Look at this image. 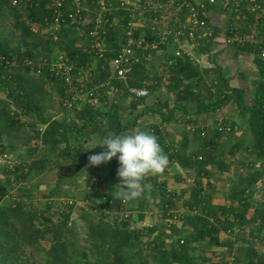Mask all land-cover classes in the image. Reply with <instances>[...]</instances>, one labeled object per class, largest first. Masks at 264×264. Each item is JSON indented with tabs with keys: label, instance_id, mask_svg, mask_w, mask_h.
Returning <instances> with one entry per match:
<instances>
[{
	"label": "trees",
	"instance_id": "trees-1",
	"mask_svg": "<svg viewBox=\"0 0 264 264\" xmlns=\"http://www.w3.org/2000/svg\"><path fill=\"white\" fill-rule=\"evenodd\" d=\"M110 1L114 6L118 4L117 0ZM49 3L50 0H36L30 6L22 0L20 4L13 5L11 0H0V21L7 20L15 31V34L8 32L5 36L4 28H0V151L1 154L3 151L15 153L25 145V157H28L22 164L14 165V179L22 182L27 173L35 169L56 170L57 182L48 194H60L62 181L72 175L70 170H78L84 165L86 153L82 151L83 144L90 136H97L98 144L108 131L123 134L136 126L142 116L153 114L167 123L176 119V111L186 116L185 125H196L197 129L188 132L192 139L185 133L178 142L170 140L167 143L157 123H149L142 129L154 132L159 138L169 163L177 162L184 169H197L200 175L194 179L185 197L184 193L176 195L167 190L165 183L156 181L150 174L143 181L149 185L144 195L139 199L124 200L115 195L119 189L120 179L116 173L120 165L116 157L112 158L107 177L115 185L107 193L108 197L99 206L96 204L100 209L95 213L80 209V218L87 222L83 238L75 225L68 223L71 207L67 206L59 222L45 217L41 228L37 225L36 213L23 208V200L9 202L14 203V207L7 201L1 202L0 264H27L28 260L21 255L24 248H28L30 257L38 255L29 264H264V254L254 248V245L264 244V197L253 207L255 202L252 200L256 197L248 191L260 178H264V57H260L257 49L250 45L234 50L236 53L251 54L254 77L250 81L252 89L248 91L230 83L227 70L221 63L200 72L190 61L177 58L173 64L166 65V71L150 77L145 56L155 50H137V59L128 72L129 85L145 86L148 80L145 87L150 94L161 89L165 80V89L173 100L172 106L169 98H158L149 103L145 100L148 94L131 102L132 109L142 107L130 121L121 116L123 106L115 102L114 97H109V86H106L105 98L109 103L105 109H93L85 104L74 116L54 118L48 110L56 99L48 87L45 88L49 79L43 74L48 72L50 63L59 60V49L67 55L75 72L80 68H90L88 88L109 80V84L123 88L120 96L128 94L123 81L110 77L107 63L124 40V26L129 17L123 15L122 10L117 12L116 25L106 29V50L101 58L89 49L87 43L90 24L86 27L80 24L71 26L67 21L51 33L56 12ZM68 6V0H65L61 8L65 15ZM95 7L93 5L91 9ZM140 28H136L137 33ZM43 29H47L44 34ZM79 40L82 42L78 43ZM210 45L207 42L202 49H213ZM170 55L171 52L165 55V63ZM43 59L47 61L46 69L38 67ZM238 75L243 76V73L239 71ZM58 80L63 87V79L59 77ZM202 87L205 92L200 91ZM58 90L63 99H69L59 86ZM229 104L234 107L240 120L238 125L248 133V138L236 137L234 122L226 123L230 130H226L222 123L219 124L223 128L221 130L219 126L214 128L212 125L211 133L207 135L208 128L200 129L197 119L191 117L215 112ZM24 118L25 121H22ZM42 125L43 130H39ZM199 133L204 138L198 136ZM193 135L198 139L195 147L190 146ZM231 139L233 142L228 146ZM31 141H35L34 145L27 144ZM230 157L241 164L242 157L247 158L245 167L249 170L239 175L231 187L230 203L214 205L211 198L215 184L211 185L205 177L207 167L228 171L231 168L230 161H227ZM256 164L259 167L253 169ZM236 166L239 168L238 163ZM7 169L4 165L3 171L8 175ZM6 183L0 182V201L9 192L8 179ZM19 190L23 197L31 198L30 190ZM156 197L155 206L161 221L151 227H135L137 221L144 220L148 198ZM125 201L132 204L130 210L136 207L140 212L137 217L133 221L110 217L108 221L109 213L106 214V211H119ZM232 202L236 204L232 206ZM180 209L185 210L183 215ZM234 226L251 228L246 246L238 247L236 251H232L229 241H223L220 236L222 232L233 234ZM45 244L48 246L45 247ZM217 247L224 248L232 258H224L214 249ZM213 256L218 258L217 263H211Z\"/></svg>",
	"mask_w": 264,
	"mask_h": 264
},
{
	"label": "built area",
	"instance_id": "built-area-1",
	"mask_svg": "<svg viewBox=\"0 0 264 264\" xmlns=\"http://www.w3.org/2000/svg\"><path fill=\"white\" fill-rule=\"evenodd\" d=\"M21 1L11 0L13 5H18ZM64 1L50 0L49 5L56 12L51 33L59 30L67 21L71 26L80 24L86 27L90 24L86 34L87 43L89 49L101 58L106 50V29L116 25L117 12L122 10L123 15L129 17L124 26V40L107 64L110 77L123 81L127 91L136 99L149 94L145 86L127 84L128 72L137 59V50L171 52L166 61L167 65L173 64L177 58L197 62L205 56L209 69L220 63L218 58L222 59V52L241 49L246 45L256 48L259 56L264 57V0H117L116 6L110 0H68L70 6L67 8V15L61 11ZM25 2L31 6L36 0ZM93 5L96 7L92 10ZM140 17L148 20L140 22ZM138 27H141V30L137 33ZM33 30H36L34 26ZM207 42H210L213 49H202ZM68 60L67 55L63 53L59 55L58 61L50 63L47 68L53 75L63 79L65 92H68V87L72 86L73 81L82 80L84 83L85 77L82 74L88 69L80 68L75 72L74 66ZM45 62L47 61L43 59L38 67L46 69ZM106 86H109L111 92H117V88L106 80L94 84L89 89L90 94ZM225 126L226 130L231 129L228 124ZM43 128L42 125L38 129ZM218 129L223 128L219 126ZM256 166L259 167L258 164ZM89 204L94 213L100 209L92 202ZM106 213H109L110 217L119 216L120 219H127L130 215L125 209Z\"/></svg>",
	"mask_w": 264,
	"mask_h": 264
},
{
	"label": "rangeland",
	"instance_id": "rangeland-1",
	"mask_svg": "<svg viewBox=\"0 0 264 264\" xmlns=\"http://www.w3.org/2000/svg\"><path fill=\"white\" fill-rule=\"evenodd\" d=\"M147 20L148 19H146L145 17H140V22H145ZM0 28H4L5 36L8 34V32L12 34L14 32L15 34V31L13 30L11 25L8 23V21L5 19L0 21ZM44 33H46L45 29L42 30V34ZM47 38L50 39L49 37ZM81 42L82 40H79L78 43H81ZM57 53L61 55L64 53V51L59 49ZM166 54L167 53L165 52L157 51V52H152V53L150 52L147 56H145V59L147 61L146 69L150 77H152V75L157 72L161 73L162 71H166L167 62L165 63L164 61L166 59L165 58ZM248 57H250L251 59V54ZM205 60H206L205 56H203L197 62L192 61L190 63L193 64L195 67H197V69L200 72H204V71H208L209 69V64H207ZM218 60L220 61V63H222L223 68H228L229 64H225L222 61V59L218 58ZM229 73L230 71L228 72V74ZM90 75H91V71H90V68H88L82 74V76L85 77V82L83 83L82 80H80L79 82L73 81L72 86L68 87V90H67L68 92H65V87L64 86L62 87V83L58 80L59 78L58 76L53 75L50 71L44 72L43 76L48 78L50 81V82L48 81L45 88L47 89L48 87L51 95L53 96L54 99H56L54 100L53 106H51L50 110H48L52 113V116L54 118H60L63 116L68 118V117L74 116L77 114V111L82 109V107L85 104L90 105L93 109L94 108H98L100 110L105 109V106L109 103V101L106 100L105 98L106 88H99L97 90H94L93 94L91 95L90 94L91 90L89 91L90 88H88V83H90V80H89ZM204 79L206 80L207 78H204ZM250 81L251 80H249V82ZM148 83L149 81L146 80L144 83L145 86ZM230 83L232 85L237 84L236 78H232L230 80ZM127 84L129 85V80H127ZM111 85L115 86L114 84H111ZM58 86L60 87V90L61 89L63 90L62 93H64L65 97H69L68 100L63 99V95L60 94L58 90ZM115 87L117 88L118 92L113 93L110 90H108L109 96L114 97L113 100L115 102H119L120 105L123 106L120 112L121 116L124 119H129L131 121L133 116L135 117L138 113H140L142 105L140 108L138 107L137 109H132L131 102L134 101L136 98H134L133 95L129 92L126 96H123V95L120 96V92L123 91V88L121 89L120 87H117V86ZM161 87H162L161 89H157L153 93H150L147 96V98H145V100L149 103H153L158 98H161V99L169 98V104L170 106H172L173 100H172L171 94L168 93L165 89V80L163 81V84ZM199 88H197V90ZM249 88L252 89L251 84H248V87L246 89L249 91ZM202 90L203 92H205L204 87H202L200 91ZM69 102H71L72 104L69 105L68 104ZM170 106L168 108H170ZM225 112H228L229 113L228 115H231L232 117L237 116V113H235L236 111L234 107L232 106V104H229L228 107H225ZM175 116H176V119L170 122L164 123L160 120L158 116L153 115V114H147L145 116L138 118L136 126L131 127L130 129H127L125 132H123V134L130 132L133 129H137V128L142 129L144 126L148 125L149 123H157L162 130L168 132L170 135L173 134L176 140L175 142H178L184 136L185 133H188L191 131L193 132L194 129H197L196 125H192V124L185 125L184 124L185 123L184 120L186 119V116H184V114H182L180 111H176ZM191 117L195 118V115ZM216 120L217 122L215 124H211V125L205 124L204 125V127L208 128V132L206 131L207 135L211 133L210 131L211 128L213 127L216 128L217 126H219L220 123L226 125V123L230 122V121L223 122L219 115H216ZM22 121H25V118ZM75 121L77 120L75 119ZM212 125L213 127H211ZM201 134L202 133H199L198 136ZM203 134H205V132H203ZM203 134L201 136L204 138ZM187 136L188 138L192 139V136L190 133H188ZM164 137L166 140L167 136L164 135ZM97 142H98L97 136H90L84 142L83 149H82V151L86 153V160H85L84 165L78 170H70L72 172V175H70L67 178H64V180L62 181L61 193L57 195H50V196L48 193L55 186L57 182L56 170H51V171H48V170L39 171L36 169L31 170L30 172L27 173L28 175L25 180H23L22 182L17 181L13 177L12 170L14 168V165L22 164L24 160H28V157H25L26 156L25 151L27 149L26 148L27 146L24 145L19 150H17L15 153L3 151V153L1 154V151H0V182L5 184L6 180L8 179V182L10 185L8 194L3 198V201H0V204L1 202H4V201H7V203H9L11 201L23 200L24 202L23 208L27 210H31L32 212L36 213L37 225H40L41 228H42L41 223H43L45 217H49L54 222H59L61 219L62 213H65L67 211V206L71 207L72 212L70 214V220L68 223L69 225L71 224L75 225L76 230L79 232L80 236L83 238L85 231L87 229V222L80 218V214H81L80 209L83 208V209H86L87 211H90V204H89L90 202L94 204H98L99 206V204L102 201H105V198L108 197L107 193H109L110 188H112L113 185H115L114 182L111 181L110 178L107 177L109 167L111 164V160L107 162L106 164H101L99 166H89L88 164V157L90 155L97 154V153H100L106 150L101 147H96L95 145L97 144ZM197 142H198V139L195 138L193 135V141L190 143V146L195 147V143ZM232 142H233V139L229 141L228 146ZM34 143L35 141H31L27 144L34 145ZM175 145H178V144L175 143ZM4 154L6 155L4 156ZM199 157L200 156H198V158ZM242 160H243L242 164L238 162V160L236 159L232 161L231 157L227 161H230L231 166L236 165V163H238L239 169H241L240 173L245 174L249 170L248 168L245 167L247 158L242 157ZM4 165L6 168L9 169L8 175L6 174L7 172L3 171ZM257 168H258L257 166L256 168L253 167V169H257ZM211 169H212V172H210L209 174L210 178H212L213 173L216 174L220 172L215 167H211ZM238 177L239 175H237L234 172L233 177L230 178V181H229V178H227V181L231 182L234 179L237 181ZM206 178L208 177L206 176ZM219 181H222V180H219ZM35 186L37 188H34ZM225 186L227 187V185H224V188L222 189V191L224 192L226 191ZM20 188L22 190H25V189L30 190L31 198L23 197L22 191L19 190ZM248 191H252V196L256 197L255 199L252 200L253 202H255L254 205L259 203L262 197H264V178H260L258 182L254 186L251 187V189H248ZM221 196H222L221 191H219V197ZM68 201H70V203H68ZM157 201H158L157 197L148 198L145 209L154 208V206L157 204ZM9 204L13 205L14 203H9ZM12 207H14V205ZM121 209L123 208L120 207L119 210ZM183 211L184 209H180L181 215L185 213V211L184 212ZM110 212H116V211H110ZM110 216L111 215H109V218L107 219L108 221L110 219ZM114 218H119V217L117 216ZM128 220L133 221L132 217H128ZM146 223L148 222L146 221ZM141 226L142 225L140 224L139 227ZM135 227L138 228V226L136 225ZM235 227H236V230H238V227L237 226ZM242 231L244 232L247 238V235L250 234L251 228L247 226L244 229H242ZM222 234L224 233L222 232L221 235ZM41 243L44 244L45 242L41 241ZM230 243L233 244L231 240H230ZM47 246L48 245L45 244V247ZM214 249H216L218 253H220V255H223L224 258H227V259L232 258L231 255L226 254V250H224V248L217 247ZM21 255L23 256L24 259L28 260L26 262L27 264L31 263V259L38 257V255L37 257H35V255L30 257V251L28 250V248H24L22 250ZM207 255L210 256V254L208 253ZM217 261H218V258L213 257L211 263H214V262L217 263Z\"/></svg>",
	"mask_w": 264,
	"mask_h": 264
},
{
	"label": "crops",
	"instance_id": "crops-1",
	"mask_svg": "<svg viewBox=\"0 0 264 264\" xmlns=\"http://www.w3.org/2000/svg\"><path fill=\"white\" fill-rule=\"evenodd\" d=\"M248 56H249V54H247L245 52L236 53L234 50H227L226 53L222 52V54H221L222 61L225 64H229V66H228V68H226V70H227V73L230 71V73L228 74V76L230 77V80L232 78H236V81H237L236 85L241 86L245 89L248 87V84H250L249 80H251L254 77V74H253L254 66L252 65L251 59ZM239 71H241L243 73V76L238 75ZM225 107H228V105ZM225 107L222 109H219L215 112H211V113H202L199 115L194 114L195 119H197V125L201 129V128H205L204 127L205 124H207V125L215 124L217 122L216 115H219L223 122H228V121H230V123L234 122L235 125H234L233 130H234V134L236 135V137L243 138V139L248 138V133L244 129H242V127H239V125H238V122L240 121L238 115L233 116V117L231 115H228L229 113L225 112ZM230 123L228 122V124H230ZM162 134L164 136V135H167L169 133L162 130ZM170 140L174 141V142L176 141L173 134H171V135L169 134V136L167 135V137H166L167 143L170 142ZM207 168H208L207 169L208 174L206 176L208 177L211 185L215 184L214 190L212 191V198H211L212 204L219 205V206L228 205L230 203L229 193L231 191V187L237 181L234 179L233 181L228 182L227 178H229V181H230V178L233 177L234 172L237 175H241V173H240L241 169H239L238 166H236V165H232L228 171H223V172L220 171L216 174L213 173L212 178H210L209 174H210V172H212V169H211V167H207ZM237 169H239V170H237ZM197 175H200L198 173L197 169H194V168L184 169L177 162H170L168 167L166 168V170L162 174H156V175H151V176L156 181L165 183L167 190L175 193L176 195H182V193H184V196L186 197L187 196L186 194L190 189L189 187L192 185V183L194 182V179L197 177ZM219 180H222V181H219ZM224 185H227V187L225 186L226 187L225 192L222 191V189L224 188ZM219 191H221V194H222L221 197H219ZM133 203H134V205H136V202L133 201ZM235 204H236L235 202H232V206H234ZM122 205H123L122 206L123 209L130 212L132 220H134L137 217L138 213H140L139 211H137L135 209L136 207L130 210L129 207H131L132 204L131 203L129 204L128 201L123 202ZM254 206L255 205L253 204V207ZM154 208L145 209V211L143 212L144 213V220L142 221V224H141L142 226L151 227L152 225L157 224L161 221V219L159 218L160 217L159 216L160 215L159 210H157L156 206H154ZM146 221L148 223H146ZM135 225H137V224H135ZM261 235H263V233ZM220 236H221V239H223V241H226V242L229 241V246L231 245V247H233L232 251H236V249H238V247L246 246V243L248 241V239L246 238L242 229L238 228V230H236V227L233 231V234L230 235V234L224 233ZM244 237L246 239H244ZM230 240L233 242V244L230 243ZM254 248L258 251H261L264 254V244L254 245ZM214 263H216V262H214Z\"/></svg>",
	"mask_w": 264,
	"mask_h": 264
},
{
	"label": "clouds",
	"instance_id": "clouds-1",
	"mask_svg": "<svg viewBox=\"0 0 264 264\" xmlns=\"http://www.w3.org/2000/svg\"><path fill=\"white\" fill-rule=\"evenodd\" d=\"M158 139L154 132L139 128L124 134L108 131L96 145L106 150L90 155L88 164L99 166L116 157L120 165L116 173L120 179L116 197L139 199L149 187L143 183L145 177L162 174L169 165L168 155Z\"/></svg>",
	"mask_w": 264,
	"mask_h": 264
},
{
	"label": "water",
	"instance_id": "water-1",
	"mask_svg": "<svg viewBox=\"0 0 264 264\" xmlns=\"http://www.w3.org/2000/svg\"><path fill=\"white\" fill-rule=\"evenodd\" d=\"M137 225L136 226H140V224H142V221H138L137 223H136Z\"/></svg>",
	"mask_w": 264,
	"mask_h": 264
}]
</instances>
